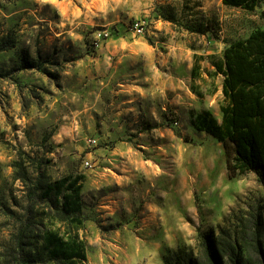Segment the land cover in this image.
Instances as JSON below:
<instances>
[{"label":"rangeland","instance_id":"1","mask_svg":"<svg viewBox=\"0 0 264 264\" xmlns=\"http://www.w3.org/2000/svg\"><path fill=\"white\" fill-rule=\"evenodd\" d=\"M256 29L264 3L0 0V264H68L47 259L46 232L78 238L74 264H159L264 206L261 172L229 179L191 125L221 114L213 59ZM79 174L80 225L39 189Z\"/></svg>","mask_w":264,"mask_h":264},{"label":"trees","instance_id":"2","mask_svg":"<svg viewBox=\"0 0 264 264\" xmlns=\"http://www.w3.org/2000/svg\"><path fill=\"white\" fill-rule=\"evenodd\" d=\"M221 2L226 7L254 11L264 0ZM23 65L25 69L35 68L32 62ZM212 67L214 75L223 77L221 120L205 111L191 125L222 144L229 179L252 170H259L264 178V29L228 43L222 55L213 59ZM83 180V175H69L39 188L41 196L55 204L62 220L78 225L82 222ZM230 218L234 221L217 233L199 234L193 249L167 252L162 264H264V206L254 213L231 211ZM41 249L49 261L74 264L86 260L78 238L65 240L55 232L43 234Z\"/></svg>","mask_w":264,"mask_h":264},{"label":"crops","instance_id":"3","mask_svg":"<svg viewBox=\"0 0 264 264\" xmlns=\"http://www.w3.org/2000/svg\"><path fill=\"white\" fill-rule=\"evenodd\" d=\"M222 79H223V77H222ZM214 108V107H213ZM220 109V108H219ZM205 111H208V112H210L211 114H212V107H211V105H209L205 110H203V112H205ZM213 116H214V118L218 121V122H220V120H221V114L218 112V113H214V114H212ZM165 252L166 251H164V254L159 258V264H161L162 263V259H163V257H164V255H165Z\"/></svg>","mask_w":264,"mask_h":264},{"label":"built area","instance_id":"4","mask_svg":"<svg viewBox=\"0 0 264 264\" xmlns=\"http://www.w3.org/2000/svg\"><path fill=\"white\" fill-rule=\"evenodd\" d=\"M140 31H141L140 28H138V29H137V32H140Z\"/></svg>","mask_w":264,"mask_h":264}]
</instances>
